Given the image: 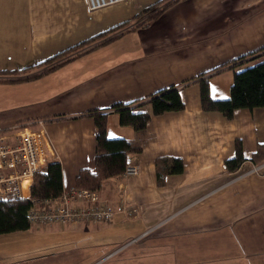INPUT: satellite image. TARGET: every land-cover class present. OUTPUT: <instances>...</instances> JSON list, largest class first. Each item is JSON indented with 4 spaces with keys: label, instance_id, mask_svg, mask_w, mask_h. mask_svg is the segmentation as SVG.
I'll use <instances>...</instances> for the list:
<instances>
[{
    "label": "crops",
    "instance_id": "1",
    "mask_svg": "<svg viewBox=\"0 0 264 264\" xmlns=\"http://www.w3.org/2000/svg\"><path fill=\"white\" fill-rule=\"evenodd\" d=\"M155 1L126 0L93 11L87 0H0V70L18 71L0 74V136L13 140L20 123L45 120L50 159L62 165L64 191L76 186L81 169L95 168L98 115L107 113L108 136L142 147L129 157L139 173L110 178L98 192L101 201L116 207L111 222L35 227L36 234L54 238L48 246L54 252L16 257L9 251L4 264L46 262L47 255L53 264H264V176L238 178L264 143V107L237 109L228 119L202 108L201 84L192 82L181 87L183 110L154 115L150 103L136 107L151 115L141 131L122 125L113 108L203 79L261 48L264 0H186L167 12L162 28L168 40L161 31L136 30L143 56L110 69L101 81L43 77L61 67L44 73L52 56L128 21ZM208 76L211 96L229 97L234 70ZM237 140L246 161L231 171L226 160L235 155ZM160 157L184 163V171L168 175L164 185L157 182ZM18 243L33 248L23 237Z\"/></svg>",
    "mask_w": 264,
    "mask_h": 264
},
{
    "label": "trees",
    "instance_id": "2",
    "mask_svg": "<svg viewBox=\"0 0 264 264\" xmlns=\"http://www.w3.org/2000/svg\"><path fill=\"white\" fill-rule=\"evenodd\" d=\"M165 1L169 0H158L142 10L141 13L153 10L158 7L157 5ZM159 14L160 12H157V14L155 13L153 15ZM135 18H137V16ZM152 18L155 19L156 17L152 16L149 19ZM127 23L128 21H125L113 26L109 30L90 37L76 46L52 56L47 62L50 66L44 73L62 66L68 61L89 52L91 49H96L128 32L129 30H125L124 32L105 38L92 47H88L89 44L104 36L110 35V33L116 31V29L125 27ZM226 69L234 70L230 95L227 98H214L210 93V76L208 75L217 74ZM6 73L14 74L18 73V71L0 70V74ZM206 74L208 75L200 80L201 104L204 110L219 111L228 119H232L237 109L248 108L252 110L258 107H264V44L261 48L223 63L214 70L208 71ZM40 75L41 73H38L24 79H30ZM189 83L190 82L185 81L181 86L173 85L148 95L145 98L126 104L118 103L115 104L113 108L118 111L120 123L122 125L131 126L136 131H141L147 127V124L151 120V115L148 112L135 111V108L150 103L154 115H161L169 111L183 110L185 108V102L183 101L180 91L182 86L189 85ZM106 117L107 113L100 114L95 121L97 129L95 168L93 171L90 169H81L75 180V185L77 187L87 188L97 193L103 189L106 180L123 174L127 165L130 164V155L141 152L142 150L140 145L133 144L127 138L108 136ZM251 160L257 163L264 161V143H259ZM245 161L243 144L240 140H237L235 155L226 160L227 168L231 171H236ZM183 171L184 163L181 158L160 157L156 160L157 182L159 185L165 184L168 175L182 173ZM30 191L31 197L28 199L0 202V235L29 230L32 227L29 220V211L31 208L42 205L47 199L56 198L63 194L64 180L61 163L53 161L49 164L47 173L36 174Z\"/></svg>",
    "mask_w": 264,
    "mask_h": 264
},
{
    "label": "built area",
    "instance_id": "3",
    "mask_svg": "<svg viewBox=\"0 0 264 264\" xmlns=\"http://www.w3.org/2000/svg\"><path fill=\"white\" fill-rule=\"evenodd\" d=\"M126 0H87L91 10L96 11L120 4ZM45 120L21 123L15 128L16 136H0V202L24 200L31 197V185L36 174L47 173L50 159V140L44 125ZM139 173L137 164H128L122 176ZM264 176V161L248 160L247 168L238 175ZM116 207L103 202L98 193L77 186L64 191L56 198L44 201L29 211L32 225L78 224L83 222H111Z\"/></svg>",
    "mask_w": 264,
    "mask_h": 264
},
{
    "label": "rangeland",
    "instance_id": "4",
    "mask_svg": "<svg viewBox=\"0 0 264 264\" xmlns=\"http://www.w3.org/2000/svg\"><path fill=\"white\" fill-rule=\"evenodd\" d=\"M184 1L186 0H169V1L161 2V4L157 5L158 7L146 13H141V12L150 5L142 7L135 16H133L128 20V23L126 24L125 27L116 29V31L111 32L110 35L104 36L103 38L89 44L88 47H92L96 43L104 40L105 38H108L120 32H124L125 30L126 31L129 30L128 32L118 36L114 40L100 46L99 48L79 57V59L73 60L65 64L64 66L57 68L53 72L49 73L50 75L48 76L44 75L43 77L48 78L54 76L52 78L55 81H58L60 80L61 75L63 74L64 82H92L94 79L101 81V79H98V77L109 72L110 69L124 63V61L128 60L129 58H136L143 56V51H142L143 39L139 37V34L134 33L136 30L145 29L146 32L148 33H151L152 31H161L160 34L162 35L165 34L166 36L165 38L168 40L169 35L167 34L166 30L163 32L164 28H162L165 26L164 22H167L166 18L171 14L167 12L173 6L182 3ZM183 10L185 12L186 7H183ZM157 12H160V14L153 15L155 13L157 14ZM136 16L137 18H135ZM152 16L156 18L149 19ZM139 25H143V26H139ZM165 29H167V25ZM65 66H71L72 69L66 72L64 70ZM201 79L202 78L197 77L185 81L190 82L189 83L190 85L192 82H201L200 81ZM15 136L16 134L14 135V137ZM51 225L64 226L65 224H49L42 226L32 225V227L26 231L13 232V233L0 235V256L4 257L3 259H0V261L5 262L6 258H8L7 255H9L8 253L9 251H11L13 254L15 252L16 257L19 255V253H23L28 256H38V255H44L54 252L55 250L54 248H48V246L52 245L51 241H53L54 238L50 237L51 241H49L46 239L47 237L36 234V230H34L36 229L35 227H45ZM22 237L28 239L30 243L33 244V248L27 249L25 248L26 245L24 243H18V240ZM41 245H44L43 247L48 249L41 250L42 249ZM65 250H68V248L65 247ZM47 257L49 259L46 262L19 260L16 261V264H53V263H49V261L52 260L51 258L53 256L47 255ZM4 262L2 263L4 264ZM56 264H62V263L58 262Z\"/></svg>",
    "mask_w": 264,
    "mask_h": 264
},
{
    "label": "bare ground",
    "instance_id": "5",
    "mask_svg": "<svg viewBox=\"0 0 264 264\" xmlns=\"http://www.w3.org/2000/svg\"><path fill=\"white\" fill-rule=\"evenodd\" d=\"M16 128H14V130H15Z\"/></svg>",
    "mask_w": 264,
    "mask_h": 264
}]
</instances>
